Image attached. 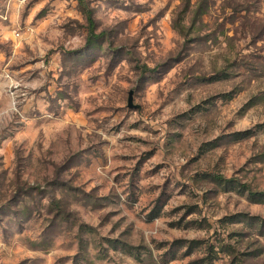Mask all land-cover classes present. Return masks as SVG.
<instances>
[{"label":"rangeland","instance_id":"obj_1","mask_svg":"<svg viewBox=\"0 0 264 264\" xmlns=\"http://www.w3.org/2000/svg\"><path fill=\"white\" fill-rule=\"evenodd\" d=\"M84 2L0 0V264H264V0Z\"/></svg>","mask_w":264,"mask_h":264},{"label":"trees","instance_id":"obj_2","mask_svg":"<svg viewBox=\"0 0 264 264\" xmlns=\"http://www.w3.org/2000/svg\"><path fill=\"white\" fill-rule=\"evenodd\" d=\"M79 6L81 7L85 21L87 24V43H92L95 41H98L102 38H104L105 33H95V22L92 17V11L88 8L87 4L84 2V0H77ZM204 14V11L202 10L201 6H198L197 9L194 12V17H200ZM236 140H240L241 138H246L250 136V132H244L242 134H235ZM206 178L209 182L213 183L216 187L220 188L221 190L226 191H235L238 194L244 195L246 194L247 199L252 203H264V192H255L248 188V186L241 184L236 179L229 178L226 179L221 175H206ZM244 218L242 215H237L233 218ZM234 222V221H232ZM245 223L250 226L251 228L255 227H264V220H259L258 218H248L245 220ZM262 233H260L261 235ZM123 248H125L126 252L131 254V247L123 245Z\"/></svg>","mask_w":264,"mask_h":264},{"label":"built area","instance_id":"obj_3","mask_svg":"<svg viewBox=\"0 0 264 264\" xmlns=\"http://www.w3.org/2000/svg\"><path fill=\"white\" fill-rule=\"evenodd\" d=\"M22 2H24L25 0H21Z\"/></svg>","mask_w":264,"mask_h":264}]
</instances>
